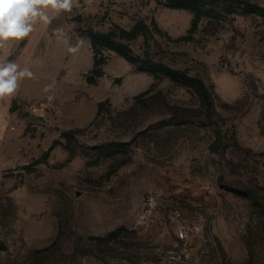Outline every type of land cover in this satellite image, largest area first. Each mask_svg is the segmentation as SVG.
<instances>
[{"label": "rangeland", "instance_id": "1", "mask_svg": "<svg viewBox=\"0 0 264 264\" xmlns=\"http://www.w3.org/2000/svg\"><path fill=\"white\" fill-rule=\"evenodd\" d=\"M48 14L0 49L34 73L0 100V264H264V17L220 12L182 41L193 14L167 0H74ZM134 29L122 41L136 57L200 79L212 106L109 50L89 85L88 31ZM76 130L68 149L62 133ZM182 227L192 260L167 261Z\"/></svg>", "mask_w": 264, "mask_h": 264}, {"label": "trees", "instance_id": "2", "mask_svg": "<svg viewBox=\"0 0 264 264\" xmlns=\"http://www.w3.org/2000/svg\"><path fill=\"white\" fill-rule=\"evenodd\" d=\"M222 5L221 9H217L215 6ZM167 7L177 10H185L193 14V20L191 28L188 32V36L181 38L180 40H187L193 31L197 28L200 20L203 17H213L217 13L233 14L236 11H240L243 14H255L264 17V7L242 3L240 0H167ZM144 29V27H141ZM120 37L116 39L115 33H102L93 30L88 31V36L91 42V48L94 53V68L90 76L87 77L86 81L89 85H95L98 78L102 77L103 72L99 67L103 65L104 58L102 52L109 50L115 52L121 58L126 60L128 63L134 65L135 69L140 73H147L152 76L155 81H159L162 77L169 78L172 82L180 85L193 87L198 94L202 97L204 104L208 107L212 106L210 99V92L206 85L198 78L189 76L186 72L181 70H175L167 67L166 65L158 62H154L150 59L141 60L133 54L132 49L125 43L123 38L132 37L131 35L137 33L135 29L132 32H126L121 30ZM106 103V102H105ZM104 103L98 105L96 117L101 113ZM79 131H64L62 138L67 142L66 148L69 149L70 137ZM57 145H61L59 141H55L50 148L53 150ZM119 230L114 231L106 237H98L95 240L97 242H107L110 239L119 236Z\"/></svg>", "mask_w": 264, "mask_h": 264}, {"label": "clouds", "instance_id": "3", "mask_svg": "<svg viewBox=\"0 0 264 264\" xmlns=\"http://www.w3.org/2000/svg\"><path fill=\"white\" fill-rule=\"evenodd\" d=\"M74 0H0V49L11 41H21L34 31L37 23L48 25L53 19L48 12L56 16L71 13ZM62 36V29L56 30ZM80 45L70 46L69 53H77ZM24 78H34V73L27 67L21 69L14 61H0V100L11 99ZM53 84L45 87L47 93ZM49 102L52 96L47 97Z\"/></svg>", "mask_w": 264, "mask_h": 264}, {"label": "built area", "instance_id": "4", "mask_svg": "<svg viewBox=\"0 0 264 264\" xmlns=\"http://www.w3.org/2000/svg\"><path fill=\"white\" fill-rule=\"evenodd\" d=\"M200 229H195V233L198 234ZM194 233V234H195ZM178 238L181 242V248L178 250H173L169 252L166 256L167 261L176 262V263H187L192 260V253H191V238L189 237L188 232L186 231L185 227H182L178 232Z\"/></svg>", "mask_w": 264, "mask_h": 264}, {"label": "water", "instance_id": "5", "mask_svg": "<svg viewBox=\"0 0 264 264\" xmlns=\"http://www.w3.org/2000/svg\"><path fill=\"white\" fill-rule=\"evenodd\" d=\"M222 145H223V136L221 133L218 132L216 133L214 142L209 146V150L213 154H217L220 148L222 147Z\"/></svg>", "mask_w": 264, "mask_h": 264}]
</instances>
